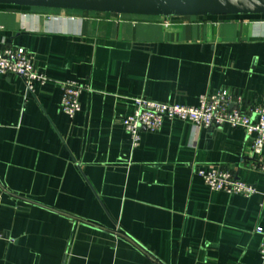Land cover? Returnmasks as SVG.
I'll return each mask as SVG.
<instances>
[{"label":"crops","instance_id":"1","mask_svg":"<svg viewBox=\"0 0 264 264\" xmlns=\"http://www.w3.org/2000/svg\"><path fill=\"white\" fill-rule=\"evenodd\" d=\"M45 84L0 73V264H264V195L210 189L198 169L258 187L243 127L166 119L133 146L134 99L264 98V15L160 17L0 5V48ZM85 85L74 116L62 82Z\"/></svg>","mask_w":264,"mask_h":264},{"label":"built area","instance_id":"2","mask_svg":"<svg viewBox=\"0 0 264 264\" xmlns=\"http://www.w3.org/2000/svg\"><path fill=\"white\" fill-rule=\"evenodd\" d=\"M34 55L22 46H3L0 48V73L20 76L26 92H34V83L45 84L49 78L43 71L34 67ZM61 107L69 116H74L81 109L79 96L85 85L77 80L62 82ZM134 111L122 118V124L131 136L133 146L141 140V131L158 130L166 119H180L192 122L197 128L218 127L231 125L243 127L252 140L251 166L261 171L264 176V98L247 110L241 109L243 97L231 90L221 89L214 93H204L200 96L199 104L187 106L178 103L153 100L147 97L134 99ZM207 186L212 190L224 191L229 194H239L250 197L260 193L262 187L239 179L233 171L226 168L198 169ZM256 231L263 233L261 226ZM3 237L0 231V238ZM260 254L264 258V242L260 245Z\"/></svg>","mask_w":264,"mask_h":264},{"label":"water","instance_id":"3","mask_svg":"<svg viewBox=\"0 0 264 264\" xmlns=\"http://www.w3.org/2000/svg\"><path fill=\"white\" fill-rule=\"evenodd\" d=\"M0 5L146 16L264 15V0H0Z\"/></svg>","mask_w":264,"mask_h":264},{"label":"trees","instance_id":"4","mask_svg":"<svg viewBox=\"0 0 264 264\" xmlns=\"http://www.w3.org/2000/svg\"><path fill=\"white\" fill-rule=\"evenodd\" d=\"M8 6H13V5H8ZM14 7H18L21 9H49V8L27 7V6H14ZM52 10L62 11L64 9H52ZM242 16H246V15H242Z\"/></svg>","mask_w":264,"mask_h":264}]
</instances>
